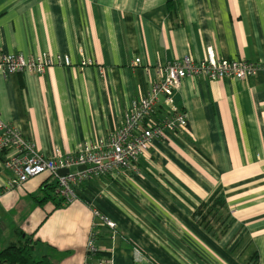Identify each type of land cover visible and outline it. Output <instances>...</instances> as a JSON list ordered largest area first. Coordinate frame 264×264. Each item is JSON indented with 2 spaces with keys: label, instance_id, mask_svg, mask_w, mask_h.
I'll use <instances>...</instances> for the list:
<instances>
[{
  "label": "crops",
  "instance_id": "obj_1",
  "mask_svg": "<svg viewBox=\"0 0 264 264\" xmlns=\"http://www.w3.org/2000/svg\"><path fill=\"white\" fill-rule=\"evenodd\" d=\"M209 48L264 62V0H0V56L73 61L43 75L0 72V119L45 156L75 154L121 128L168 63L204 60ZM176 103L189 133L156 140L130 171L79 184L60 208L35 199L55 183L48 174L9 189L2 156L0 250L32 237L54 264H87L95 234L113 264H264V72L187 78ZM218 192L231 226L208 230L194 213Z\"/></svg>",
  "mask_w": 264,
  "mask_h": 264
},
{
  "label": "built area",
  "instance_id": "obj_2",
  "mask_svg": "<svg viewBox=\"0 0 264 264\" xmlns=\"http://www.w3.org/2000/svg\"><path fill=\"white\" fill-rule=\"evenodd\" d=\"M82 66L92 65L86 58ZM141 64L136 59L135 66ZM72 66L69 56L41 54L25 58L11 54L0 56V72L3 74L34 73L43 75L52 66ZM264 72V62L252 63L245 60L218 58L212 48L207 50L204 60L195 61L191 57L168 63L160 71V77L152 82L146 96L136 100L126 114L124 124L104 138L91 140L75 154L64 156L57 150L52 156L41 154L36 146L27 141L16 126L5 124L0 119L1 166L11 173L9 189L22 187L30 179L48 174L54 179L57 191L67 204L77 199L75 187L92 178L117 176L130 171L153 147L156 140L168 141L171 135L190 132L188 114L176 103V94L187 78L206 77L211 81L236 79L248 81ZM85 167V169H81ZM61 170H68L60 175ZM100 224L110 230L116 224L106 216L96 212ZM96 235L92 234L88 243L87 264H113L109 257L96 259L98 252ZM136 259L144 257L136 250Z\"/></svg>",
  "mask_w": 264,
  "mask_h": 264
},
{
  "label": "trees",
  "instance_id": "obj_3",
  "mask_svg": "<svg viewBox=\"0 0 264 264\" xmlns=\"http://www.w3.org/2000/svg\"><path fill=\"white\" fill-rule=\"evenodd\" d=\"M43 190V197H35L39 204L43 205L49 200L55 203L56 208L68 205L64 198L58 199L55 195L57 191L56 183L49 182ZM54 193V195H53ZM225 217V218H224ZM194 218L208 230H227L231 226V221L226 216V201L223 193H216L207 203H202L194 213ZM39 241H34L32 237L24 238L21 244H11L0 250V264H54L50 255L37 254ZM108 256L98 251L96 259ZM109 257V256H108Z\"/></svg>",
  "mask_w": 264,
  "mask_h": 264
},
{
  "label": "water",
  "instance_id": "obj_4",
  "mask_svg": "<svg viewBox=\"0 0 264 264\" xmlns=\"http://www.w3.org/2000/svg\"><path fill=\"white\" fill-rule=\"evenodd\" d=\"M81 169H85V167H82ZM68 173V170H61L59 172L60 175H66Z\"/></svg>",
  "mask_w": 264,
  "mask_h": 264
},
{
  "label": "rangeland",
  "instance_id": "obj_5",
  "mask_svg": "<svg viewBox=\"0 0 264 264\" xmlns=\"http://www.w3.org/2000/svg\"><path fill=\"white\" fill-rule=\"evenodd\" d=\"M227 216V215H226ZM225 218V217H224Z\"/></svg>",
  "mask_w": 264,
  "mask_h": 264
}]
</instances>
